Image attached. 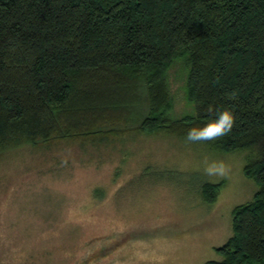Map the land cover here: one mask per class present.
<instances>
[{
	"label": "trees",
	"instance_id": "trees-1",
	"mask_svg": "<svg viewBox=\"0 0 264 264\" xmlns=\"http://www.w3.org/2000/svg\"><path fill=\"white\" fill-rule=\"evenodd\" d=\"M172 64L192 110L177 116ZM225 109L232 131L204 143L245 148L256 186L203 264H264V0H0V149L127 122L187 135Z\"/></svg>",
	"mask_w": 264,
	"mask_h": 264
},
{
	"label": "rangeland",
	"instance_id": "rangeland-1",
	"mask_svg": "<svg viewBox=\"0 0 264 264\" xmlns=\"http://www.w3.org/2000/svg\"><path fill=\"white\" fill-rule=\"evenodd\" d=\"M168 72L170 116L191 112ZM105 137L0 149V264H203L231 231V208L256 182L245 148L214 150L186 135L117 124ZM205 157L230 172L207 181ZM217 183L206 200L202 184Z\"/></svg>",
	"mask_w": 264,
	"mask_h": 264
},
{
	"label": "clouds",
	"instance_id": "clouds-1",
	"mask_svg": "<svg viewBox=\"0 0 264 264\" xmlns=\"http://www.w3.org/2000/svg\"><path fill=\"white\" fill-rule=\"evenodd\" d=\"M236 93L230 94L232 99L236 98ZM209 112L213 111L210 106ZM235 124L234 114L225 109L216 112V118L207 122L203 127L191 128L187 135L186 141L189 143H200L207 141H217L227 136L233 129ZM202 175L207 181L213 178L226 177L230 172V167L223 160H209L205 157L203 162Z\"/></svg>",
	"mask_w": 264,
	"mask_h": 264
}]
</instances>
